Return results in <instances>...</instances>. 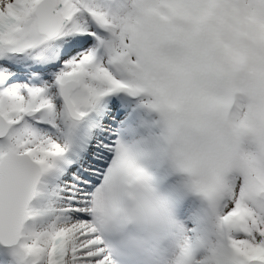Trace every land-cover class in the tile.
Listing matches in <instances>:
<instances>
[{
    "label": "snow or ice",
    "instance_id": "6c2138e0",
    "mask_svg": "<svg viewBox=\"0 0 264 264\" xmlns=\"http://www.w3.org/2000/svg\"><path fill=\"white\" fill-rule=\"evenodd\" d=\"M141 261L264 264V0H0V264Z\"/></svg>",
    "mask_w": 264,
    "mask_h": 264
},
{
    "label": "rangeland",
    "instance_id": "374dc122",
    "mask_svg": "<svg viewBox=\"0 0 264 264\" xmlns=\"http://www.w3.org/2000/svg\"><path fill=\"white\" fill-rule=\"evenodd\" d=\"M136 115H137L138 120L146 122L149 125L153 124V122L158 119L157 113L151 112L148 109L143 108V107L137 109Z\"/></svg>",
    "mask_w": 264,
    "mask_h": 264
},
{
    "label": "clouds",
    "instance_id": "9594fccd",
    "mask_svg": "<svg viewBox=\"0 0 264 264\" xmlns=\"http://www.w3.org/2000/svg\"><path fill=\"white\" fill-rule=\"evenodd\" d=\"M140 264H152L151 261H141Z\"/></svg>",
    "mask_w": 264,
    "mask_h": 264
},
{
    "label": "bare ground",
    "instance_id": "6f19581e",
    "mask_svg": "<svg viewBox=\"0 0 264 264\" xmlns=\"http://www.w3.org/2000/svg\"><path fill=\"white\" fill-rule=\"evenodd\" d=\"M151 116V115H150Z\"/></svg>",
    "mask_w": 264,
    "mask_h": 264
}]
</instances>
